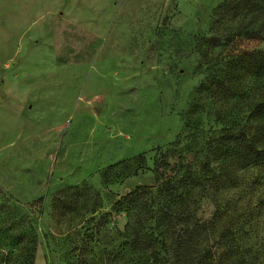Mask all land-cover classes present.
<instances>
[{
  "label": "rangeland",
  "instance_id": "1",
  "mask_svg": "<svg viewBox=\"0 0 264 264\" xmlns=\"http://www.w3.org/2000/svg\"><path fill=\"white\" fill-rule=\"evenodd\" d=\"M220 1L0 0L1 251L32 222L34 264H67L65 232L107 211L101 221L112 232L104 229L101 243L116 246L123 237L115 227L126 216L112 204L155 185L158 150L178 136L188 142L187 114L208 134L221 128L214 112H248L226 97L198 99L187 113L203 78L195 40L209 33ZM259 29L260 38L236 37L223 51L264 50V24ZM219 166L218 180L194 204L198 217L214 220L207 262L264 264V165ZM69 186L88 187L80 213L54 201Z\"/></svg>",
  "mask_w": 264,
  "mask_h": 264
},
{
  "label": "trees",
  "instance_id": "2",
  "mask_svg": "<svg viewBox=\"0 0 264 264\" xmlns=\"http://www.w3.org/2000/svg\"><path fill=\"white\" fill-rule=\"evenodd\" d=\"M261 24L264 0H221L217 4L209 33L195 40L199 56L195 68L203 78L196 91L201 95L192 100L187 113L198 108V99H203V104L226 97L232 99L231 105H245L248 112H214L221 128L208 134L200 118L187 114L186 125L191 126L188 142L178 136L166 149L158 150L153 162L155 185L137 186L112 204V212L126 216L123 226L115 227L123 240L116 246L101 243L102 231L105 229L108 237L112 232L106 221H101L111 212H101L95 224L74 227L75 237H70L73 232H65L63 240L69 241L67 264H208L212 246L207 241L214 235V220L197 216L194 204L198 192L218 180L215 165L220 164L218 171L225 172L264 165V50L223 51L236 37L260 38ZM219 47L222 49L214 52ZM185 151L194 156L189 158ZM87 190V186H69L54 201L66 213H80V199ZM90 211L96 212L97 206ZM8 244L12 248L0 250V264H34L38 233L32 222L11 236Z\"/></svg>",
  "mask_w": 264,
  "mask_h": 264
}]
</instances>
